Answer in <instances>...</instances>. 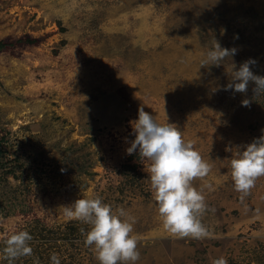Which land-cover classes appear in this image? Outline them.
Wrapping results in <instances>:
<instances>
[{
    "label": "rangeland",
    "instance_id": "1",
    "mask_svg": "<svg viewBox=\"0 0 264 264\" xmlns=\"http://www.w3.org/2000/svg\"><path fill=\"white\" fill-rule=\"evenodd\" d=\"M25 35L37 44L0 53V234L33 237L32 256L12 264H52V253L98 264L87 225L62 209L92 196L135 218L136 264H264V222L242 210L264 203V176L241 199L228 166L264 130V92L251 82L247 93L224 90L232 63L252 59L264 76V0H0V40ZM214 40L236 54L201 66ZM140 107L161 122L166 114L210 165L193 181L210 236L162 229L148 162L126 151Z\"/></svg>",
    "mask_w": 264,
    "mask_h": 264
},
{
    "label": "clouds",
    "instance_id": "2",
    "mask_svg": "<svg viewBox=\"0 0 264 264\" xmlns=\"http://www.w3.org/2000/svg\"><path fill=\"white\" fill-rule=\"evenodd\" d=\"M236 54L235 48H223L214 40L201 66L220 65L225 58ZM249 59L237 69L232 63L230 82L224 90L247 93L249 83L254 84L255 95L264 92V76L256 75ZM248 106L247 99L241 101ZM134 139L127 148L132 154L138 149V157L148 162L147 173L150 190L162 229L180 238L202 239L210 236L203 216L209 210L206 198L193 181L203 179L210 171V165L195 150L191 141H185L180 129L168 122L165 114L163 122L153 115L138 109V118L131 121ZM229 169L234 189L246 197L258 178L264 176V130L258 138L243 146H238L229 159ZM63 214L87 225L80 229L84 244L90 247L98 264H136L140 258L139 238L134 234L136 220L123 208L115 210L104 203L99 196L79 198L71 205L62 207ZM33 237L27 230L12 229L0 234L3 259L13 261L32 256L30 242ZM52 264H60L56 253L50 256ZM39 264V259L34 260ZM211 264H228L223 256L214 258Z\"/></svg>",
    "mask_w": 264,
    "mask_h": 264
},
{
    "label": "trees",
    "instance_id": "3",
    "mask_svg": "<svg viewBox=\"0 0 264 264\" xmlns=\"http://www.w3.org/2000/svg\"><path fill=\"white\" fill-rule=\"evenodd\" d=\"M37 44V39L30 38L29 36L25 35L22 38H18L13 41H8V40H0V53L6 52L10 47H13L14 45H36ZM2 151H1V146H0V168L2 167ZM74 230L71 229V233ZM70 232L66 234V237H68ZM56 238H59L60 236H54ZM63 237L65 235L63 234ZM55 238V239H56Z\"/></svg>",
    "mask_w": 264,
    "mask_h": 264
},
{
    "label": "crops",
    "instance_id": "4",
    "mask_svg": "<svg viewBox=\"0 0 264 264\" xmlns=\"http://www.w3.org/2000/svg\"><path fill=\"white\" fill-rule=\"evenodd\" d=\"M252 199L251 202L246 203L242 210L247 218L246 222L252 221V220H259L261 222H264V203L258 204L257 202H253ZM254 207V209H250V206Z\"/></svg>",
    "mask_w": 264,
    "mask_h": 264
}]
</instances>
